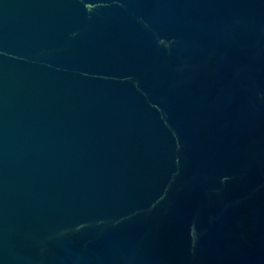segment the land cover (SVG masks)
Segmentation results:
<instances>
[{"label": "water", "instance_id": "water-1", "mask_svg": "<svg viewBox=\"0 0 264 264\" xmlns=\"http://www.w3.org/2000/svg\"><path fill=\"white\" fill-rule=\"evenodd\" d=\"M0 264H264V0H0Z\"/></svg>", "mask_w": 264, "mask_h": 264}]
</instances>
